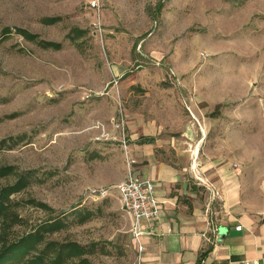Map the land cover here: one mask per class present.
<instances>
[{
    "label": "rangeland",
    "instance_id": "rangeland-1",
    "mask_svg": "<svg viewBox=\"0 0 264 264\" xmlns=\"http://www.w3.org/2000/svg\"><path fill=\"white\" fill-rule=\"evenodd\" d=\"M5 27L62 43L0 41V166L34 172L11 237L59 216L68 227L48 239L94 248L91 264H140L117 186L160 166L180 173L181 203L214 212L220 179L264 216V0H0Z\"/></svg>",
    "mask_w": 264,
    "mask_h": 264
},
{
    "label": "crops",
    "instance_id": "crops-1",
    "mask_svg": "<svg viewBox=\"0 0 264 264\" xmlns=\"http://www.w3.org/2000/svg\"><path fill=\"white\" fill-rule=\"evenodd\" d=\"M141 176L157 185L163 211L153 224H144L147 233L139 239L140 264H197L208 250L201 264H264V216L245 207L240 185L218 179L220 188H215L222 190V202L214 212H205L195 199L179 201L181 195L190 194L186 188L171 193L180 173L160 166Z\"/></svg>",
    "mask_w": 264,
    "mask_h": 264
},
{
    "label": "trees",
    "instance_id": "trees-1",
    "mask_svg": "<svg viewBox=\"0 0 264 264\" xmlns=\"http://www.w3.org/2000/svg\"><path fill=\"white\" fill-rule=\"evenodd\" d=\"M60 17H46L42 19L45 25H54L59 22ZM22 36L30 43L37 44L44 50L59 51L62 49V43L41 39L38 34L29 32L26 29L5 27L2 31L0 41L7 40L13 35ZM86 36V30L73 28L67 39L79 46L78 41ZM11 142L15 141L12 137ZM3 141L0 142L3 145ZM33 171L20 172L15 166H0V179H10L13 181L0 186V264H91L87 256L94 255V248L86 247L74 241H57L48 239L47 236L64 230L68 223L59 216H51L46 221L40 223L32 231L11 237L8 232L12 229L13 224L20 223L19 214L16 208L20 202L13 200L12 196L25 190L34 179ZM28 203L33 204L45 211H53L47 204L30 200ZM79 214L80 223H84L93 217L91 211ZM84 215V216H82ZM12 224V226H11ZM210 250L200 255L197 264H201Z\"/></svg>",
    "mask_w": 264,
    "mask_h": 264
},
{
    "label": "built area",
    "instance_id": "built-area-1",
    "mask_svg": "<svg viewBox=\"0 0 264 264\" xmlns=\"http://www.w3.org/2000/svg\"><path fill=\"white\" fill-rule=\"evenodd\" d=\"M156 187L157 185L154 181L144 178L140 174L130 175L117 186L118 197L122 203L123 210L132 221V234L134 240L138 243L141 236L147 233L144 231V224H153L154 221L160 218L163 211V203L156 194ZM150 229H154V226L150 225ZM236 230L241 231L242 226H238ZM148 232H151V230ZM138 250L140 252L143 250L140 243Z\"/></svg>",
    "mask_w": 264,
    "mask_h": 264
}]
</instances>
